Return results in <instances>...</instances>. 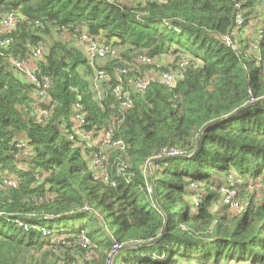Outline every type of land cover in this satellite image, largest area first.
<instances>
[{"label": "trees", "instance_id": "16d2710c", "mask_svg": "<svg viewBox=\"0 0 264 264\" xmlns=\"http://www.w3.org/2000/svg\"><path fill=\"white\" fill-rule=\"evenodd\" d=\"M136 1L0 0L1 28L16 17L0 33L12 39L0 47V184L15 181L0 185V264H105L113 243L124 247L115 264L264 263V196L234 213L218 193L230 174L248 191L264 175V35L257 62L245 34L264 0ZM238 13L231 47L222 36ZM82 33L118 52L95 62L109 74L99 93L84 47L71 42ZM34 47L44 56L37 78L51 79L44 99L10 64ZM167 53L177 58L160 72L185 56L182 78L171 88L153 79L143 92L125 80L131 104L122 106L115 69ZM141 66L129 76L145 77ZM76 103L86 139L63 131Z\"/></svg>", "mask_w": 264, "mask_h": 264}, {"label": "built area", "instance_id": "2783aa9c", "mask_svg": "<svg viewBox=\"0 0 264 264\" xmlns=\"http://www.w3.org/2000/svg\"><path fill=\"white\" fill-rule=\"evenodd\" d=\"M142 1V0H141ZM158 2H165L166 0H156ZM239 6V5H238ZM16 17L13 13H9L6 15L2 21V27L6 33H10L15 28ZM244 23V18L242 13H238L235 19L234 26L230 30L228 34L222 36V39L226 43V45L234 47V38L238 35L239 29L242 27ZM253 41H252V49L256 52L257 62L260 61V56L258 53V47L260 40L264 35V16L261 18L260 23L255 27L254 33H252ZM11 37H5L0 39V47H5L9 45L11 42ZM80 40L84 47V53L86 55L87 61L90 66L93 68L94 74L92 76V85L95 88L96 92L100 90L101 83L108 80L109 74L102 68L96 67V61L100 59H104L106 57L115 58L117 57V49L109 44H106L98 39L88 36L86 33H82L80 36ZM43 49L41 47H34L31 50L30 55L23 60H10V64L13 67L14 71L18 73L22 78H25L29 83L33 84L36 88L33 89V95L36 98L44 99L48 93V90L51 88V79L48 76L37 78L38 68L37 62L43 59ZM186 58L180 59L178 63L174 67H170L167 70H162L159 72L158 79L161 83H163L167 87H174L179 79L183 76V68L188 64V61H185ZM154 58L147 56L146 54H138L135 56V59L128 65L126 68L121 69L119 72L115 69V76L117 78L118 84L113 88V94L120 101L122 106H130L131 104V90L130 88L123 87V81L126 80L128 85L134 90L138 92H143L146 88L147 84L153 80L149 76V74L142 79L129 76L131 73H136L139 70L140 65H153ZM129 72V73H128ZM123 74V75H122ZM80 106L78 103L75 104V115L72 118L73 128L72 132L68 129H63L64 133H70V139H73V136L76 135L79 138L86 139L88 136L85 134L82 129V125L84 123L83 114L79 112ZM49 111L46 109L40 110L38 119L42 121V116H48ZM109 134H106L103 142H109ZM113 146H120V141H114L112 143ZM166 156L172 157L178 154L175 149L165 150L163 152ZM92 163L95 166L100 165V160L97 155L92 157ZM94 166V167H95ZM96 168V167H95ZM3 181L0 185L6 186H14L15 181L10 177H4ZM243 180L241 177L236 176L235 174H230L226 177V182L218 188V193L221 196V204L228 207L231 210H239L238 212H242L245 210L248 201L247 199L244 201L238 196V189L242 186ZM192 188L197 187L194 183L191 184ZM250 190H264V175H262L257 184L250 187ZM194 204L197 205L196 199H194ZM87 241H84L86 244ZM122 245L117 243H113L110 251L107 254V260L105 264H115V258L118 252L123 249ZM89 254L86 252L84 256L87 257ZM247 264V263H246ZM264 264V263H259Z\"/></svg>", "mask_w": 264, "mask_h": 264}, {"label": "rangeland", "instance_id": "374dc122", "mask_svg": "<svg viewBox=\"0 0 264 264\" xmlns=\"http://www.w3.org/2000/svg\"><path fill=\"white\" fill-rule=\"evenodd\" d=\"M125 3H128V4H134V3H137L136 0H123ZM259 4V2L257 3ZM264 16V6H261V8L259 9L258 11V17L256 18H252L250 21H249V24L246 26V32L245 34L246 35H252V33H254V30H255V27L260 23L261 21V18ZM2 31H4L3 28H1V25H0V33H2ZM68 37V35H66ZM237 37V36H236ZM58 35L57 33L55 32H52L50 35H45L44 36V42H42L43 46H44V49L47 50L48 46L56 39H58ZM71 41V39H70ZM72 44L74 46H77V47H80L82 49L83 45H82V42L81 40L79 41H76V40H73L71 41ZM84 51V50H83ZM177 55H174L172 53H167V54H163L161 55V57L159 58H154V64L153 65H142L141 68L143 67L144 70H145V75L146 76V71L148 72L149 76L153 79L157 78L158 77V74L160 72V68H164V67H168V66H172V64L174 63L175 59L177 58L176 57ZM185 57V56H183ZM187 61V57H186V60ZM100 62V60L98 61ZM128 63V62H127ZM140 72H141V69H140ZM147 74V75H148ZM238 196L239 198H241L242 200H250L252 201V203H255V204H259L262 199H263V196H264V190H255V191H251V190H242V188H239L238 189ZM249 197V198H247ZM247 202V201H246ZM230 211L236 213L238 212L239 210H231ZM95 259V257H94ZM92 262V261H91ZM243 264V263H242Z\"/></svg>", "mask_w": 264, "mask_h": 264}, {"label": "water", "instance_id": "95a60500", "mask_svg": "<svg viewBox=\"0 0 264 264\" xmlns=\"http://www.w3.org/2000/svg\"><path fill=\"white\" fill-rule=\"evenodd\" d=\"M161 240V237H159V238H157L156 240H154L153 242L154 243H157L158 241H160ZM152 242H145V243H138V244H136L135 246H148V245H150Z\"/></svg>", "mask_w": 264, "mask_h": 264}, {"label": "crops", "instance_id": "0c3cea01", "mask_svg": "<svg viewBox=\"0 0 264 264\" xmlns=\"http://www.w3.org/2000/svg\"><path fill=\"white\" fill-rule=\"evenodd\" d=\"M246 32V31H245Z\"/></svg>", "mask_w": 264, "mask_h": 264}]
</instances>
